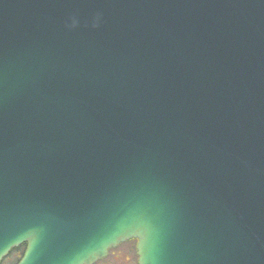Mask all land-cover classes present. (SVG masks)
I'll return each mask as SVG.
<instances>
[{
	"label": "water",
	"instance_id": "obj_1",
	"mask_svg": "<svg viewBox=\"0 0 264 264\" xmlns=\"http://www.w3.org/2000/svg\"><path fill=\"white\" fill-rule=\"evenodd\" d=\"M139 222L138 264H264V0H0V264Z\"/></svg>",
	"mask_w": 264,
	"mask_h": 264
},
{
	"label": "snow or ice",
	"instance_id": "obj_2",
	"mask_svg": "<svg viewBox=\"0 0 264 264\" xmlns=\"http://www.w3.org/2000/svg\"><path fill=\"white\" fill-rule=\"evenodd\" d=\"M151 226L145 222H139L132 227L122 229L118 232L113 233L109 237H107L104 241L101 242L98 249H96L94 252H103L105 255H107V249L110 246V244L117 242V237L119 239H128V238H137L136 243L137 245H140L141 242L147 246L150 236H151ZM28 237L31 238L32 243L30 245V248L32 247L33 242L37 241L39 239V234L37 231H31L28 233ZM29 248V249H30ZM29 251L26 252L23 264H25L27 257H28ZM6 254V251L0 250V255Z\"/></svg>",
	"mask_w": 264,
	"mask_h": 264
},
{
	"label": "rangeland",
	"instance_id": "obj_3",
	"mask_svg": "<svg viewBox=\"0 0 264 264\" xmlns=\"http://www.w3.org/2000/svg\"><path fill=\"white\" fill-rule=\"evenodd\" d=\"M130 240L114 250H112L107 258L105 259V264H132L133 259L138 260L136 251V241ZM18 253H13L9 255L2 264H13L16 259L20 256Z\"/></svg>",
	"mask_w": 264,
	"mask_h": 264
},
{
	"label": "clouds",
	"instance_id": "obj_4",
	"mask_svg": "<svg viewBox=\"0 0 264 264\" xmlns=\"http://www.w3.org/2000/svg\"><path fill=\"white\" fill-rule=\"evenodd\" d=\"M134 243L135 241L133 242V244ZM25 247H27V245H25ZM29 250L30 249L28 248V251ZM106 256L107 255H105L103 252H93L92 253V257H93L92 264H105ZM132 264H138V260L133 259Z\"/></svg>",
	"mask_w": 264,
	"mask_h": 264
},
{
	"label": "trees",
	"instance_id": "obj_5",
	"mask_svg": "<svg viewBox=\"0 0 264 264\" xmlns=\"http://www.w3.org/2000/svg\"><path fill=\"white\" fill-rule=\"evenodd\" d=\"M24 251H25V246H23L22 248H20V249H18V250H14V251L12 252V254H13V253H18V254H20V256L22 257L23 254H24ZM18 254H17V255H18ZM20 256H19V257H20ZM19 257L16 259V261H15L13 264H15L16 262L19 261Z\"/></svg>",
	"mask_w": 264,
	"mask_h": 264
},
{
	"label": "flooded vegetation",
	"instance_id": "obj_6",
	"mask_svg": "<svg viewBox=\"0 0 264 264\" xmlns=\"http://www.w3.org/2000/svg\"><path fill=\"white\" fill-rule=\"evenodd\" d=\"M20 259V258H19ZM15 264H17V263H15Z\"/></svg>",
	"mask_w": 264,
	"mask_h": 264
}]
</instances>
